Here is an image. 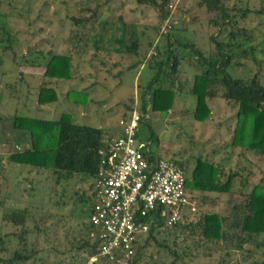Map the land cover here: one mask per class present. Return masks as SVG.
<instances>
[{"label":"trees","instance_id":"trees-1","mask_svg":"<svg viewBox=\"0 0 264 264\" xmlns=\"http://www.w3.org/2000/svg\"><path fill=\"white\" fill-rule=\"evenodd\" d=\"M133 1L152 8L160 19L168 17L167 0ZM197 5L213 15L209 20L216 28L215 34L209 37L213 52L204 54L192 47V42L184 43L178 34L163 33L158 46L154 47L156 54L146 61L148 76L144 89L140 90L137 110L145 115L147 103L144 96L147 94L148 111H168L176 94L181 93L178 66L186 62L195 70L186 93L193 99V120L201 123L208 120L211 113L208 102L214 99L233 104L236 111L229 146L239 149L241 155L250 152L254 157L264 158V85L261 76L256 72L251 78L242 79L228 74V68L232 64L238 66L239 60L250 61L258 69L264 63L263 49L256 50L260 43L264 45V30L260 28L264 27V0H199ZM94 16L95 12H91L87 18H70L75 27H84ZM253 19L256 25L248 26ZM104 25L102 23V29ZM70 33L73 39L70 45L74 48L82 35L76 31ZM255 39L257 42L252 43ZM137 41L134 27L127 29L122 24L120 35L114 39L117 45L114 51L119 55L128 53L136 56ZM11 43L8 28L0 20V51H12ZM37 54L41 55V63L36 56L24 61L30 66L43 68V79L35 98L36 105L42 106L57 101L55 90L47 82H65L72 78L75 71L68 54L52 51L45 55L38 51ZM65 98L74 104L85 105V94L68 90ZM11 127L27 136V143L17 150L8 151L6 162L26 168L34 176H45L50 190L59 195L55 205L60 208L69 203L72 219H84L85 222L83 228L75 232L72 230L69 238L65 239L57 237L53 229L49 242L44 235L45 225L41 222L43 215L48 217L51 214L49 209L41 204L34 208L17 207L0 200V221L13 229L0 236V264H34L36 260L37 264H44L45 261L50 264H87L89 258L97 254L96 244L88 238L92 185L100 159L99 150L112 137H104L99 127L74 122L68 113L55 120L14 114ZM170 160L184 171L183 162ZM190 172L186 176V192L200 207L204 208L208 203L210 209L213 201L219 200L218 197L211 198V195H224L225 198L220 200L222 208L211 211L202 208L192 220H187L184 215L179 222L162 232L151 228L140 234L127 264H184L185 260L199 257L201 253L207 257L216 254V264H225L235 251L245 246L248 257L243 258L244 264H264V259H253L258 250L264 256V178L249 184L246 179L238 177L237 171H229L225 180L221 181L219 165L204 158H196ZM237 178L240 185L234 189ZM77 180L89 182L87 190L67 187L70 181L76 184ZM57 185L61 186L59 192L55 189ZM234 194L239 198L234 199ZM78 204L83 208L78 209ZM75 210H79L77 214ZM41 233L43 240L40 242L38 237ZM30 235L32 239H29ZM39 252L50 253L51 259L41 255L37 257ZM90 264L105 263L96 259Z\"/></svg>","mask_w":264,"mask_h":264},{"label":"rangeland","instance_id":"rangeland-1","mask_svg":"<svg viewBox=\"0 0 264 264\" xmlns=\"http://www.w3.org/2000/svg\"><path fill=\"white\" fill-rule=\"evenodd\" d=\"M198 2L199 0H167L168 17L160 19L152 8L137 5L133 0H0V20L6 24L12 38V51H0V200L17 207L34 208L41 204L49 209L51 214L48 217L43 215L41 221L45 225L44 235L49 242L53 229L56 230L57 237L65 239L69 238L72 230L75 232L83 228L85 221L72 219L69 203L60 208L55 205L59 195L50 190L45 176H34L26 168L6 162L8 151L17 150L27 143V136L11 127L12 116L18 114L55 120L68 113L74 122L99 127L104 137H114L119 119L127 114L130 107L139 108L140 90L144 89L148 76L146 61L156 54L154 47L158 46L163 33L178 34L184 43L192 42V47L200 49L204 54L213 52L209 41V37L216 32V28L209 22L213 15L204 7L198 6ZM91 12H95V16L84 27L73 25L70 17L87 18ZM102 23H105L103 29ZM122 24L127 29L134 27L138 40L136 56L128 53L119 55L114 51L117 48L114 39L120 35ZM254 25L256 20L253 19L248 26ZM260 28L264 30V27ZM71 31L82 35L74 48L70 45L73 41L70 38ZM255 42L257 39L252 41ZM260 48L264 52V45L261 43L256 46V50ZM38 51L42 55L48 51L70 55L75 71L72 78L65 82H47L55 90L57 101L42 106L36 105L35 98L43 79V68L30 66L24 61L36 56L41 63ZM256 54L260 56L257 51ZM133 63L136 64L132 65ZM256 72L264 85V63L258 69L250 61L239 60L238 66L232 64L228 68V74L234 78L249 79ZM194 73L195 70L186 62L179 64L181 93L176 94L168 111H148V95L144 96L146 112L138 128L139 135L150 138L148 140L158 156L183 162L187 176L191 173L194 160L204 158L219 165L221 181L225 180L229 171H237L241 179H246L249 184L256 183L258 179L264 178V158L254 157L250 152L241 155L239 149L229 146L235 106L224 100L214 99L208 102L211 109L208 120L201 123L191 117L193 99L186 93ZM68 90L85 94V105L74 104L65 98ZM88 184L87 181L77 180L76 184L70 181L67 187L87 190ZM239 185L237 178L234 180V189ZM55 189L59 192L61 186L57 185ZM215 197L219 200L213 201L210 209L208 203L205 202L206 207H200L190 196L196 208L194 212L185 215L188 217L186 219L196 218L202 208L208 211L222 208L220 200L225 196L211 195V198ZM238 198L234 194V199ZM77 207L83 208L80 204ZM77 211L79 210H75V214ZM12 231L10 225H4L0 221V236ZM30 238L32 239L31 235ZM38 239L40 242L43 240L42 233ZM245 249L247 246L235 251L225 264H244L243 258L248 257ZM259 252L260 250L253 255V259H264ZM201 254L185 260L184 264L217 263L216 254L209 257ZM40 255L51 259L50 253L39 252L37 257ZM37 263L36 260L34 264ZM44 264L50 263L45 261Z\"/></svg>","mask_w":264,"mask_h":264},{"label":"built area","instance_id":"built-area-1","mask_svg":"<svg viewBox=\"0 0 264 264\" xmlns=\"http://www.w3.org/2000/svg\"><path fill=\"white\" fill-rule=\"evenodd\" d=\"M127 111L117 134L99 150L88 217V238L97 254L90 263L127 264L140 234L151 228L162 232L196 208L185 190L186 172L156 155L139 135L145 115L134 107Z\"/></svg>","mask_w":264,"mask_h":264}]
</instances>
